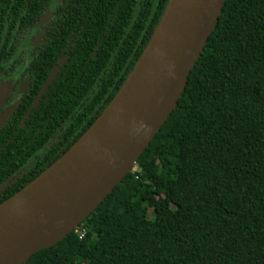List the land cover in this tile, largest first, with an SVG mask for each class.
I'll return each instance as SVG.
<instances>
[{
    "label": "trees",
    "instance_id": "obj_1",
    "mask_svg": "<svg viewBox=\"0 0 264 264\" xmlns=\"http://www.w3.org/2000/svg\"><path fill=\"white\" fill-rule=\"evenodd\" d=\"M168 2L0 0V29L11 35L0 47L3 79L49 11L11 87L26 75V90L12 93L0 125V204L103 112ZM23 264H264V0H224L175 106L131 170L75 230Z\"/></svg>",
    "mask_w": 264,
    "mask_h": 264
},
{
    "label": "water",
    "instance_id": "obj_2",
    "mask_svg": "<svg viewBox=\"0 0 264 264\" xmlns=\"http://www.w3.org/2000/svg\"><path fill=\"white\" fill-rule=\"evenodd\" d=\"M223 2L169 0L146 49L103 112L52 165L0 204V264H23L75 230L131 170L175 106ZM48 14L46 10L38 27ZM63 60L52 66L30 107ZM8 90L6 82L0 88V108ZM22 90L23 85L18 93ZM10 109L1 112L0 125Z\"/></svg>",
    "mask_w": 264,
    "mask_h": 264
},
{
    "label": "flooded vegetation",
    "instance_id": "obj_3",
    "mask_svg": "<svg viewBox=\"0 0 264 264\" xmlns=\"http://www.w3.org/2000/svg\"><path fill=\"white\" fill-rule=\"evenodd\" d=\"M46 11V10H45ZM44 11V12H45ZM48 11V10H47ZM44 12H43V14H44ZM49 12V11H48ZM42 14V15H43ZM48 16H49V14H48ZM42 17V16H41ZM40 17V18H41ZM39 18V19H40ZM48 18L49 17H47V19L38 27L37 26V24H38V21H39V19H38V21L33 25V27L31 28V30L27 33V35L26 36H24V38H25V42H24V45H23V49H24V52L22 53V57H21V63L16 67V70H14V73H13V75H10L9 77H7V78H2V77H0V83L1 82H3V84L4 83H6V82H8L9 83V90H8V92H7V95H6V97L9 95V94H12V93H15L16 94V96H19V94H22L25 90H26V87H27V81H28V79H27V76L26 75H24L23 77H22V79L19 81V83L16 85V87H15V89H14V91H12L11 90V87H12V85H14L15 84V80L17 79V77L19 76V74L21 73V70L23 69V67L26 65V63L27 62H29L28 60L30 59V57H27V54H28V51L30 50V48L32 47V46H34L37 42H38V40L40 39V37H41V27H42V25L48 20ZM6 40L8 41V44H6ZM10 42H11V35H9V33H8V31L6 30V26H4V25H2V27H1V29H0V47H3V46H9L10 45ZM27 43H29V48H26L27 47ZM4 44V45H3ZM59 58H63V57H59ZM58 60V59H57ZM58 63V62H57ZM62 64V63H61ZM60 64V65H61ZM56 65V64H55ZM59 65V66H60ZM20 66H21V68H20ZM52 68V67H51ZM50 68V69H51ZM2 84V85H3ZM21 85H23V90L22 91H20L19 93H18V89H19V87L21 86ZM15 94H14V97H15V99H16V96H15ZM6 99V98H5ZM15 99L13 100V102L15 101ZM12 102V103H13ZM8 105H6L5 107H7ZM4 107V103L2 104V106H1V108H3ZM4 107V108H5ZM0 108V110H2L3 111V109H1Z\"/></svg>",
    "mask_w": 264,
    "mask_h": 264
},
{
    "label": "rangeland",
    "instance_id": "obj_4",
    "mask_svg": "<svg viewBox=\"0 0 264 264\" xmlns=\"http://www.w3.org/2000/svg\"><path fill=\"white\" fill-rule=\"evenodd\" d=\"M26 45H27L26 48H29V43H27ZM20 68H21V66H20ZM2 84H3V82L0 83V88H1ZM12 95H13V94H12ZM13 100H14V95H13V97L11 98V100H10L8 106H11V105H12ZM1 109H2V108H1ZM1 112H2V110H0V117H1ZM148 217H151L150 212L148 213Z\"/></svg>",
    "mask_w": 264,
    "mask_h": 264
}]
</instances>
